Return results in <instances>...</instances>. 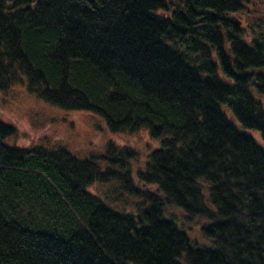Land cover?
I'll use <instances>...</instances> for the list:
<instances>
[{"label": "trees", "instance_id": "trees-1", "mask_svg": "<svg viewBox=\"0 0 264 264\" xmlns=\"http://www.w3.org/2000/svg\"><path fill=\"white\" fill-rule=\"evenodd\" d=\"M250 6L260 21L242 25ZM263 7L0 0V90L25 81L48 105L158 144L131 173L132 148L79 159L6 146L15 129L0 122V264H264V149L238 129L264 142ZM112 181L130 211L88 191Z\"/></svg>", "mask_w": 264, "mask_h": 264}, {"label": "rangeland", "instance_id": "rangeland-1", "mask_svg": "<svg viewBox=\"0 0 264 264\" xmlns=\"http://www.w3.org/2000/svg\"><path fill=\"white\" fill-rule=\"evenodd\" d=\"M257 9L260 10V8ZM254 11L255 9L250 6L245 14L234 17H239L242 25H245L247 21L259 22L260 20H246L255 13ZM260 12L264 14L263 9ZM224 111L232 120L230 113L227 110ZM0 122L15 129L13 136L2 141L6 146L31 148L40 145L48 149L64 147L79 159L103 154L109 143L118 147L132 148L139 157L138 160L130 163L131 173L143 167L147 155L158 146L157 142L150 139L146 130L133 134L111 133L104 119L98 115L90 112L65 111L48 105L28 93L25 81L7 90H0ZM238 129L253 136L264 149V142L257 134L239 127ZM101 166L104 167L103 164ZM88 191L114 211L132 209V199L121 189L117 181L107 184L95 183L88 188ZM174 214L178 218L182 217L178 210H174ZM186 234L190 239L198 240L200 245L204 244L198 226H193L192 231H186Z\"/></svg>", "mask_w": 264, "mask_h": 264}]
</instances>
